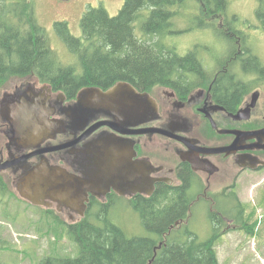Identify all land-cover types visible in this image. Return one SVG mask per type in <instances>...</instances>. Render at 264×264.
I'll return each mask as SVG.
<instances>
[{
  "label": "flooded vegetation",
  "instance_id": "af4514ba",
  "mask_svg": "<svg viewBox=\"0 0 264 264\" xmlns=\"http://www.w3.org/2000/svg\"><path fill=\"white\" fill-rule=\"evenodd\" d=\"M255 21L254 28H261ZM248 37L251 38L240 30H224L222 38L232 45L225 54V63L220 60L215 63V71L207 72L205 68V76L188 79L189 85L175 88L154 85L143 90L116 80L105 86L83 87L74 98H68L47 85L41 89L24 86L11 76L13 90L9 87L2 92L0 107V163L12 164L0 172V185L3 182L7 187L0 190V195H13L25 206L41 209L50 224L65 229L80 225L89 214L94 218L102 209L111 213L122 207V211L139 213L142 201L154 194L162 198L156 204L163 208V196L168 192L185 201L181 208L184 215L181 213L174 226L184 223V216L201 198L211 205L208 220L212 228L240 223L244 211L236 190L240 177L245 172L264 169V138H239V134L264 129V73L257 74L246 65L247 45L251 50ZM251 53L264 67L258 55L252 50ZM208 60L214 62L210 56ZM234 69L238 75L240 71L253 74L260 84L250 87ZM118 84L131 85L138 94L150 96L156 105L154 119L126 127L123 133L106 126L90 130L108 119L105 116L94 115L82 129L68 127L69 119L63 110L74 104L79 92L108 91ZM32 102L44 103V107L48 102L54 109L51 119L64 121L65 130L53 137L46 133L32 138V131L25 130H21V137L15 136L14 109ZM239 114L241 118H237ZM149 129L157 132L150 133ZM216 149L224 151L213 154ZM56 173L61 174L62 184L56 180ZM35 174L45 175L56 187L61 186L62 195L40 193L32 186L35 188L27 191L30 198L22 197L26 179ZM218 180L226 184L211 191V185L218 184ZM72 188L76 189L74 197L67 193Z\"/></svg>",
  "mask_w": 264,
  "mask_h": 264
},
{
  "label": "trees",
  "instance_id": "16d2710c",
  "mask_svg": "<svg viewBox=\"0 0 264 264\" xmlns=\"http://www.w3.org/2000/svg\"><path fill=\"white\" fill-rule=\"evenodd\" d=\"M257 2L256 20L264 29V0ZM35 8L34 0H0V83L8 76L34 77L68 98L83 87L116 80L149 90L154 85H189L188 79L205 76L199 47L180 55L164 42L184 32L172 29L184 11L191 13L185 32L220 31L200 14H220L224 30L239 31L238 19L232 16L230 23L227 17L228 0H124L115 17L103 7L87 9L80 21L81 36L72 35L65 22L54 24L55 35L76 63L65 66L51 48L45 28L38 24ZM205 51L208 55V48ZM251 54L247 45L246 65L263 74L264 67ZM1 185L0 190L7 189ZM163 198V208L156 204L162 198L154 194L142 201L136 213L147 236L128 234L102 209L94 218L89 214L80 225L66 229L79 248L76 257L49 255L37 264H218L213 244L218 230L212 228V236L205 241L186 228L168 234L181 218L185 201L169 192Z\"/></svg>",
  "mask_w": 264,
  "mask_h": 264
},
{
  "label": "rangeland",
  "instance_id": "374dc122",
  "mask_svg": "<svg viewBox=\"0 0 264 264\" xmlns=\"http://www.w3.org/2000/svg\"><path fill=\"white\" fill-rule=\"evenodd\" d=\"M124 0H34L36 6V19L43 26L49 37L51 48L56 52L59 60L65 66H76L75 60L54 32V24L65 22L75 37L81 36L80 21L85 11L89 8L103 7L110 17L117 16ZM257 0H228L227 15L229 22L232 16L238 19L235 27L244 35H249L248 41L251 50L258 55L264 65V30L256 27L255 11ZM197 11V10H196ZM182 18L174 20L172 29L183 30L182 34L164 40L167 46H172L178 54H185L188 50L199 47L198 57L207 72L215 69V63L220 60L225 63L228 49L232 45L222 38L224 32L223 16L208 15V23L214 29L204 31L185 32L188 24L189 11ZM235 43L233 42V45ZM196 46V47H195ZM208 48V55L205 49ZM210 56L214 62L208 60ZM214 63V64H213ZM237 76L250 83V87L257 86L260 82L248 72L240 71ZM210 76H213L212 74ZM8 76L0 83V107L2 92L9 89L12 80ZM17 79L24 86L42 88L43 85L32 78ZM16 80V79H14ZM12 90L13 88L10 87ZM3 140L0 138V143ZM211 185V191L219 189L226 182ZM10 189V188H9ZM240 201L244 205L240 223L230 226L224 225L217 228L216 240L213 243L218 264H264V169L257 172H245L236 187ZM210 192V191H209ZM19 202L13 195H0V263L2 264H37L45 256L59 255L76 257L79 248L66 234V229L59 225L50 224L44 212L37 208L31 209ZM198 204V205H197ZM194 204L183 218V224L173 225L168 234L182 233L185 228L192 232L198 240L205 241L212 236V227L209 224L210 203L203 198ZM119 205V204H118ZM117 207L110 215L115 222L132 236H147L148 232L141 226L136 213L125 212ZM213 209V207H212ZM167 234V235H168ZM166 235V236H167ZM184 238H182L183 240Z\"/></svg>",
  "mask_w": 264,
  "mask_h": 264
},
{
  "label": "water",
  "instance_id": "95a60500",
  "mask_svg": "<svg viewBox=\"0 0 264 264\" xmlns=\"http://www.w3.org/2000/svg\"><path fill=\"white\" fill-rule=\"evenodd\" d=\"M252 97L253 100H255L256 95L253 94ZM14 112L16 113L13 116L15 124L13 133L15 136L18 135L21 137V130H25L26 133L32 131V138L34 135H46V133L50 134V137H53L55 134L63 132L66 128L64 121L51 119L54 109L49 106L48 102L47 106L45 107L44 103H27L25 105L17 106L14 109ZM40 112H42V115H40ZM63 114L69 119L68 127L82 129V126L85 125L87 120L89 118H93L94 115L105 116L108 119L94 124L90 130L94 131L100 127L106 126L114 131L123 133L126 127H136L142 123L153 120L154 114H156V105L150 96L147 94H138L131 85L118 84L113 86L108 91H102L100 89H88L79 92L74 104L64 108ZM237 118H241L240 114L237 116ZM25 119L29 122L24 124L23 121ZM244 119H247V116ZM152 130L154 129H149V132H157V130ZM260 137L264 138V129L253 133L239 134V138H243L245 140ZM230 149L231 148L229 147L228 150ZM223 151L224 149L212 150L213 154L222 153ZM105 161H108V158H106ZM11 164L12 163L8 161H5L3 164L0 163V172L9 168ZM55 175L57 176L56 180L59 182V184H62L60 177L61 174L56 173ZM52 176L55 178L53 174ZM108 176L109 175L105 174L106 178H108ZM100 177L101 173L99 175V178ZM32 186H35V191L40 193L53 192L57 195H62L63 193V188L59 185L56 187L53 180L48 179V177L45 175L35 174L29 176L26 179V193L21 191V196L29 199L30 195L27 193V191L29 192L31 189L35 188ZM67 193L74 197L76 194V189L72 188V190H69Z\"/></svg>",
  "mask_w": 264,
  "mask_h": 264
}]
</instances>
